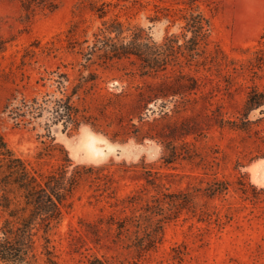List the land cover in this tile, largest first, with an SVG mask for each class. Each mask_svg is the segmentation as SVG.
<instances>
[{"label":"rangeland","instance_id":"obj_1","mask_svg":"<svg viewBox=\"0 0 264 264\" xmlns=\"http://www.w3.org/2000/svg\"><path fill=\"white\" fill-rule=\"evenodd\" d=\"M185 1L189 0H0V128L11 148L44 173L56 168L64 156L59 148L39 158L53 143L63 146L75 164L115 171L108 191H114L113 197L89 183L72 196L71 206L52 234L61 264H97L98 259L107 264H264V105L245 117L240 114L253 88L264 91V0L197 3L212 21L213 46H219L228 58L220 66L210 62L200 66L201 86L196 93L177 97V102L171 99L163 111L161 101L150 103L154 112L144 111V122L139 119L140 110H132L130 116V104L121 111L118 102L131 103L139 88L161 79L141 77L126 61L93 66L98 78L87 94L82 93L83 103L99 118L101 131L88 125L64 130L62 124L49 131L45 119L18 125L5 111L13 98L55 91L52 81L41 78H48L58 66L73 80L79 78L80 58L68 48L69 29L77 25L76 38L92 39L103 21L94 6L108 4L107 18L143 26L161 42L167 33H182L184 24L180 19H166L161 8L189 9ZM52 4L57 6L53 11L48 8ZM168 75L173 77V72ZM107 99L114 105L102 108ZM175 104L180 106L178 112H172ZM218 114L247 129L221 127L216 122ZM246 117L252 122L249 125L244 123ZM130 118L142 134L155 137L141 142L129 137L138 130ZM172 136L177 138L178 157L168 164L163 141ZM88 140L94 141L93 148ZM144 167L158 177L157 183H166L169 190L162 191L180 198L191 192L195 203L165 224L157 250L138 259L124 244L112 242L114 229L108 233L105 229L111 218L118 220L134 211L133 205L118 199L131 194L162 195L160 189L147 185L141 175ZM130 169L135 172L123 178ZM219 180L230 183L228 191L207 196V188ZM93 224L101 227V241L96 240Z\"/></svg>","mask_w":264,"mask_h":264},{"label":"trees","instance_id":"obj_2","mask_svg":"<svg viewBox=\"0 0 264 264\" xmlns=\"http://www.w3.org/2000/svg\"><path fill=\"white\" fill-rule=\"evenodd\" d=\"M199 1L202 0L185 1L189 9L161 8L166 19L172 18L174 22L180 19L184 23L182 33H167L161 42L156 41L143 26L125 22L118 17L107 18L108 4L94 6L92 9L103 21L93 33L92 39L76 38L77 25L69 29L68 48L80 58L79 78L73 80L67 71L58 66L49 72L48 78H41L43 81H52L51 87L55 86V91L47 90L30 97L13 98L5 106V111H9V116L18 125L21 122L33 124L45 119V126L49 131L59 124L64 126V130L77 131L88 125L101 131L99 118L83 103L85 97L82 93L87 94L86 90L98 78L93 66L108 67L125 61L141 77L161 80L147 82L145 87L139 88L131 103L118 102L123 106L120 110L123 111L130 104L128 114L131 116L132 110H140L139 119L144 122V111L151 109L154 112V108L149 107L150 103L157 104L161 101L162 111L168 109L171 99L186 97L200 89V66L207 62L220 66L228 58L224 50L217 45L213 46L212 21L200 10L197 5ZM206 2L210 6L214 1ZM48 8L53 11L57 6L52 4ZM185 68H189V71ZM171 72L173 77L168 75ZM42 86L45 87L46 82ZM177 101L176 99L175 102ZM114 103L115 101L107 99L102 108ZM175 105L176 111L172 112L179 111L180 106ZM263 105L264 91L253 88L248 93L244 110L240 114L245 117ZM164 114L169 116V111ZM217 119L216 122L221 127L229 125L233 129H247L239 126L238 121L225 119L220 114ZM129 121L132 127L138 129L137 132L128 134L129 137L133 136L139 142L155 137L148 133L142 134L140 128L131 123L132 118ZM244 123L249 125L252 122L246 117ZM175 139L177 138L172 136L163 141L168 150L164 158L168 164L178 157ZM59 148L64 153L61 163L47 173L40 172L11 148L0 128V264H61L52 245V234L62 222L67 208L71 206L74 193L84 183L91 184L96 191L102 190L106 193L113 188L115 171L108 166L75 164L68 151L57 143L48 145V149L39 153V158L51 155ZM144 168L141 175L147 185L155 187L156 191L160 189L159 194L162 192V195L146 197V194H131L118 199L123 204L133 205L134 211L118 220L111 218L105 229L106 233L114 229L112 242L115 245L124 244L138 259L157 250L163 241L165 224L177 218L183 209L194 207L195 203L191 192L180 198V194L162 191L169 190L166 183H157L158 177L152 175L153 171ZM133 172L135 171L131 169L125 171L122 177H131ZM229 187L227 180H219L207 188L206 195L214 197L223 194ZM113 193L114 191L108 194L113 197ZM139 203L143 204L141 208L135 206ZM92 226L96 240L101 241V227L96 224ZM96 261L97 264H107L100 259Z\"/></svg>","mask_w":264,"mask_h":264},{"label":"bare ground","instance_id":"obj_3","mask_svg":"<svg viewBox=\"0 0 264 264\" xmlns=\"http://www.w3.org/2000/svg\"><path fill=\"white\" fill-rule=\"evenodd\" d=\"M87 142L90 144V147L93 148L94 141L93 140H88Z\"/></svg>","mask_w":264,"mask_h":264}]
</instances>
